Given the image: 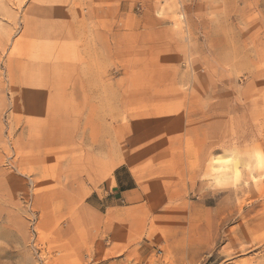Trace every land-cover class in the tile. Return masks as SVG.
<instances>
[{
	"label": "rangeland",
	"instance_id": "obj_1",
	"mask_svg": "<svg viewBox=\"0 0 264 264\" xmlns=\"http://www.w3.org/2000/svg\"><path fill=\"white\" fill-rule=\"evenodd\" d=\"M261 157L264 0H0V264H264Z\"/></svg>",
	"mask_w": 264,
	"mask_h": 264
},
{
	"label": "crops",
	"instance_id": "obj_2",
	"mask_svg": "<svg viewBox=\"0 0 264 264\" xmlns=\"http://www.w3.org/2000/svg\"><path fill=\"white\" fill-rule=\"evenodd\" d=\"M29 19L33 20L35 23L39 22L45 26L54 25V27L63 28L64 30L65 28L72 27L75 24V19L70 15L68 8L64 6L56 7L52 14L44 16L43 14L40 16H33L30 13ZM105 196L108 197L106 198V203L108 204L107 206L109 210L113 209L112 214H115L116 212H120L126 208L131 210L133 209L134 211H141L140 205L145 202L146 195L138 178L131 172V170H124L123 166H120L115 170L113 176L110 178L108 189L105 190ZM112 222L113 220L111 223ZM210 225H214L216 230L222 228L221 218L214 220L210 223ZM118 231L119 232L112 231L110 236L114 237L116 233H118V236H123L122 230ZM197 245L199 256H201V254L207 253L211 245V240L204 237ZM115 248H120V244L117 243ZM194 249L195 248L193 247V250ZM192 258L194 259L197 257L192 256Z\"/></svg>",
	"mask_w": 264,
	"mask_h": 264
},
{
	"label": "clouds",
	"instance_id": "obj_3",
	"mask_svg": "<svg viewBox=\"0 0 264 264\" xmlns=\"http://www.w3.org/2000/svg\"><path fill=\"white\" fill-rule=\"evenodd\" d=\"M261 159V163L262 164H264V157H261L260 158ZM239 176V173H237V177ZM215 183H216V186L217 187H223V186H225L226 184H228L229 183V181L228 180H222V179H217L216 181H215Z\"/></svg>",
	"mask_w": 264,
	"mask_h": 264
}]
</instances>
